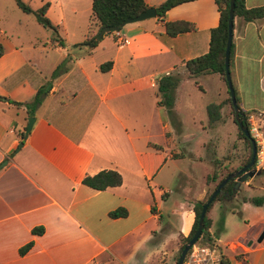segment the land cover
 I'll return each instance as SVG.
<instances>
[{
  "label": "crops",
  "instance_id": "obj_1",
  "mask_svg": "<svg viewBox=\"0 0 264 264\" xmlns=\"http://www.w3.org/2000/svg\"><path fill=\"white\" fill-rule=\"evenodd\" d=\"M19 1L32 11L46 5L44 17L56 38L14 0H0V163L6 161L0 168V264H120L156 237L161 225L163 241L185 238L192 203L203 201L213 187L205 185L213 161L238 166L245 153L241 140L230 134L236 155L229 162L215 124L168 126V113L158 105L159 77L185 75L181 64L207 52L209 31L218 23L213 0L183 3L161 19L126 24L99 36L92 48L75 46L97 31L91 0ZM163 1L144 0L154 10ZM242 3L246 9L264 6V0ZM174 21L188 22L193 30L168 37L163 24ZM230 45L228 69L238 109L264 126V106L246 104L241 86L242 78L252 82L264 101V17L233 19ZM211 76L191 78L195 103L186 110L206 113L213 103L219 113H228L226 84L225 94L218 87L215 102L208 99L204 82ZM172 110H178L176 95ZM29 117L34 122L24 137ZM256 146L258 174L238 187L246 198L255 197L253 191L264 197V134ZM190 165L202 166V173ZM100 171L116 172L120 185L95 191L81 184ZM236 204V212L229 210ZM118 210L125 215L109 216ZM207 217L221 261L264 264V235L257 240L264 233V202L213 203Z\"/></svg>",
  "mask_w": 264,
  "mask_h": 264
},
{
  "label": "trees",
  "instance_id": "obj_2",
  "mask_svg": "<svg viewBox=\"0 0 264 264\" xmlns=\"http://www.w3.org/2000/svg\"><path fill=\"white\" fill-rule=\"evenodd\" d=\"M195 0H164L155 8V17L157 19H161L164 13L177 5L192 2ZM18 9L25 13L31 14L34 16L35 21L45 29H48L52 32L53 38L55 39V29L49 23V21L44 17V11L46 5L41 6L38 10L32 11L21 3L19 0H14ZM216 11L218 13V23L217 26L209 31V40H208V49L207 52L201 56L189 59L181 64V68L184 69L185 75L187 78H195L201 75H209L214 74L217 75L225 84L224 80V67H223V53L225 47L226 40V20H227V10H228V0H213ZM147 5L144 0H91V15L94 21V24L97 28L96 33H94L91 37L85 40L83 43L75 45V46H88L90 48L94 47L100 37L97 35L98 31L102 27H114L119 30V25L124 19L134 18L140 13L144 12L147 9ZM264 17V6L246 9L242 3V0H234L233 2V19L240 20L243 23L252 22L255 20H260ZM164 34L168 37H174L179 34L191 32L193 30V26L184 21H174V22H166L163 24ZM231 51L232 47L230 45L229 55H228V67L231 61ZM2 54V47L0 46V56ZM100 71H103V68H99ZM182 76L179 74H166L159 77L156 84V94L158 97V105L163 107L166 112L169 114L171 108L173 106L174 101V90L182 80ZM234 92V91H233ZM39 91L32 98L31 104L35 105L38 101ZM235 103L237 106V100L235 98ZM226 103L229 106V109L232 114V122L236 126L237 139L241 140L245 147V154L238 166H223L222 161H213L212 163V171L206 175L205 177V185L213 184L212 189L208 190L203 201L194 202L191 206V211L193 213V222L189 231V234L185 238L180 239V244L177 250V257L179 255L180 250L183 245L187 243V241L193 235L196 226L198 217L201 211V207L204 201L208 198L210 192L215 188V186L225 177L226 175L236 171L240 167L244 166L250 158L251 155V146L249 140L243 136L237 127L233 115V109L231 107L230 99L227 93ZM15 106H22L19 103H13ZM238 107V106H237ZM219 105L216 104H208L206 106V114H207V125L215 124L219 119ZM239 110V109H238ZM238 119L241 120L242 124L248 128L247 116L245 113L239 110ZM255 149L257 150V146L255 143ZM254 162H256V157ZM223 170V174L219 175V170ZM261 174V171H259ZM121 183L120 176L114 171H100L92 176H86L81 180V184L95 191H103L106 188H112L119 186ZM233 180H229L222 187V189L215 196L213 201L208 205L206 212L203 217V228L200 234V237L196 241L199 245H212L213 234L209 232L210 228V220L207 217V213L210 210L211 206L214 202H226L229 203L231 199H237L238 202L241 203H249L252 206H261L264 202V197H250L246 198L244 196H240L238 189L233 190ZM229 205V204H228ZM237 205L228 206L229 210L232 212H236ZM123 210H118L111 212L109 214L110 217L116 218L118 216H124ZM223 223V214L219 216L218 225L216 231L219 232L222 229ZM41 229L33 230L35 233H39ZM29 247L27 244L21 252H24ZM175 259V262L177 260ZM175 264V263H174ZM221 264H227L226 261L222 260Z\"/></svg>",
  "mask_w": 264,
  "mask_h": 264
},
{
  "label": "rangeland",
  "instance_id": "obj_3",
  "mask_svg": "<svg viewBox=\"0 0 264 264\" xmlns=\"http://www.w3.org/2000/svg\"><path fill=\"white\" fill-rule=\"evenodd\" d=\"M179 75H181L183 78L176 87V89L174 90V94H173V97L174 95H176V104L178 105V110L177 111L172 110L173 112H170L167 115L166 121L168 126L178 125L180 127L182 126L187 129H198L200 125L206 127L207 115L205 112L200 113L199 108L198 109L196 108V110H193L192 112L185 109V105L195 103L193 98L195 93V87L192 84L191 78H187L186 75L183 74H179ZM210 75H213L210 78L212 80L206 78V81L204 82V86L208 87V92L210 93L209 95L210 97H212L208 99L211 100V102H215L217 98L216 96L217 88L220 87L221 90L223 91V94H225L226 87L221 79L220 81L217 80L218 77L217 75L214 74H210ZM252 84L253 83L252 82L250 83V81H248L247 84L246 81L242 78L241 86L244 91L246 104H256L258 106H264V101L261 100L260 96L258 95V92L256 91V87ZM225 113H226L225 111H221L219 113L221 118L215 123V127H216V132L220 137L221 148H225L226 146L227 148H229V150L226 152V155L224 157H226L227 160H229V162L232 163L236 153L231 151L229 136L230 134L233 135L234 133L237 137V132H236V126L232 122L231 111L228 110V113L226 115ZM191 114H196L194 119L190 117ZM177 115H179V117ZM247 115L248 114H246V116ZM252 120L253 122H258V120L255 117H253ZM223 154L224 153H222V155ZM177 164L179 167H182V164L185 165V163L182 162ZM190 168H192L194 172H197V175H200L203 171V167L200 165L198 166L190 165ZM218 172L219 175L223 174V170L221 169ZM210 186H213V184L211 183ZM208 190H210V187ZM250 193L253 194V196L255 197H258L260 195V193L258 192L255 193L254 191ZM214 203H217V201ZM219 214L221 215V212ZM162 218L164 219V216H162ZM230 220L236 221V218H231ZM161 226L162 227H159L154 232L156 237H152L151 238L152 240L150 241L149 238L143 241L141 245L138 246L133 251L132 255L128 257V260L125 262L120 261V264H129L130 262H132L133 264H174L175 259L177 257V250L180 242L178 239H171V238L163 241V239L160 237L165 233V230L163 229V225ZM231 231L232 228L230 227L228 228V230H226L225 233H230ZM222 234H224V232ZM145 256H147L146 258L147 260L142 262V259Z\"/></svg>",
  "mask_w": 264,
  "mask_h": 264
},
{
  "label": "water",
  "instance_id": "obj_4",
  "mask_svg": "<svg viewBox=\"0 0 264 264\" xmlns=\"http://www.w3.org/2000/svg\"><path fill=\"white\" fill-rule=\"evenodd\" d=\"M233 2L234 0H228V10H227V20H226V40H225V47H224V53H223V67H224V80L225 84L227 87V93L230 99L231 107L233 109V115L235 119V123L237 127L239 128L240 132L243 134L245 138L249 140L250 146H251V155L249 158V161L236 171L226 175L221 179V181L215 186V188L210 192L208 198L204 201L201 211L198 217L197 221V226L196 229L191 236V238L187 241L186 244L183 245L182 249L179 252V255L177 257V260L175 264H181L187 250L196 243L198 238L200 237L202 228H203V217L206 212V209L208 205L213 201L215 196L218 194V192L222 189V187L226 184L227 181L233 180V190H237L239 185L241 183H244L246 179L253 177L254 175H257L258 172L254 170V160H255V155H256V149H255V142L253 139L249 136L247 128L242 124L241 120L238 119L239 116V110L238 107L236 106L235 99H234V92L232 89L231 81H230V76H229V69H228V55H229V49H230V44H231V33H232V25H233ZM155 17V10L154 8H147L144 12L140 13L134 18H127L124 19L121 24L119 25V28L126 24H132V23H138L147 19H151ZM117 29L114 27H102L97 35L101 36L103 34H109L112 32H116ZM34 122V118L29 117L27 118L26 121V126L24 129V137L26 134L29 132L32 124ZM21 146V143H19L18 148ZM6 163V161H3L0 163V168ZM264 233H262L258 237V241L261 240L262 236Z\"/></svg>",
  "mask_w": 264,
  "mask_h": 264
},
{
  "label": "built area",
  "instance_id": "obj_5",
  "mask_svg": "<svg viewBox=\"0 0 264 264\" xmlns=\"http://www.w3.org/2000/svg\"><path fill=\"white\" fill-rule=\"evenodd\" d=\"M252 118V116L247 117V131L255 143H260L263 138L264 127L258 122H253ZM221 259L220 253L214 246L195 243L187 250L181 264H221Z\"/></svg>",
  "mask_w": 264,
  "mask_h": 264
}]
</instances>
